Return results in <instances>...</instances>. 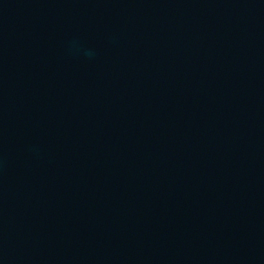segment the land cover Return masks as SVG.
<instances>
[{"label": "water", "instance_id": "95a60500", "mask_svg": "<svg viewBox=\"0 0 264 264\" xmlns=\"http://www.w3.org/2000/svg\"><path fill=\"white\" fill-rule=\"evenodd\" d=\"M0 264H264V0H0Z\"/></svg>", "mask_w": 264, "mask_h": 264}]
</instances>
